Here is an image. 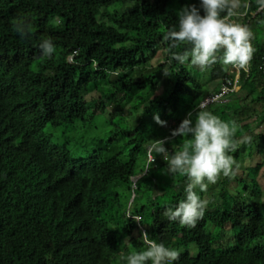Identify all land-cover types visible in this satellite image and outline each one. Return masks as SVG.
<instances>
[{"label":"trees","instance_id":"obj_1","mask_svg":"<svg viewBox=\"0 0 264 264\" xmlns=\"http://www.w3.org/2000/svg\"><path fill=\"white\" fill-rule=\"evenodd\" d=\"M199 4L200 0H0V264H114L120 251L127 255L147 247L144 232L180 252L175 264H264V203H248L239 196L227 205L219 189L220 201L212 205L197 189L208 203L196 227L170 222L163 212L185 199L187 177L166 175L167 164L154 151V162L131 188V178L144 171L152 140L170 138L165 147L172 154L182 150L187 139L157 133L154 114L161 113V120L176 130L196 106L185 99L205 98L217 93L224 79L234 80L230 66L217 63L202 72L190 60L180 64L171 59L190 45L170 50L166 32L174 26L178 30L180 9ZM235 13L229 22L240 13V24L252 33V59L247 71L240 69L237 76L248 99L243 105L233 99L237 102L213 107L215 103L205 110L223 118L232 113L238 132L233 156L239 158L255 138L264 139V133L253 134L248 126L249 121L264 123V11L258 10L257 0H242ZM17 16L32 24L28 39L12 30L10 20ZM49 37L56 52L51 59L41 58L39 44ZM153 59L159 63L152 65ZM193 71L219 84L204 91ZM113 75L119 78L108 83ZM162 81L165 87L155 94ZM102 83L109 91L87 102L85 95ZM129 91L148 102L135 122L127 120L114 98ZM98 100L101 108L111 104V126L120 117L106 144L122 141L123 148L131 146L125 157L116 152L102 158L97 151L72 158L68 147L53 144L44 128L91 121L101 113ZM260 169L261 163L247 167L242 176H221L220 187L234 179L243 193L258 197ZM226 226L231 231L228 245L221 243Z\"/></svg>","mask_w":264,"mask_h":264},{"label":"clouds","instance_id":"obj_2","mask_svg":"<svg viewBox=\"0 0 264 264\" xmlns=\"http://www.w3.org/2000/svg\"><path fill=\"white\" fill-rule=\"evenodd\" d=\"M257 4L258 10L264 11V0H257ZM239 6V0H200L199 8L191 5L180 9L177 12L178 30L175 26L170 28L166 32L165 40L170 50L182 44L190 45V48L183 53H173L171 59L180 64L190 60L191 66L202 72L217 63L225 69L231 66L237 70L247 71L253 55L252 33L246 25L229 22V18L236 14L235 9ZM221 13L226 15L222 16ZM10 23L12 30L22 40L30 37L32 24L29 20L17 16L13 17ZM39 50L41 58L51 59L56 47L49 37L39 44ZM72 57L73 55L68 56V63L72 62ZM236 72L237 77L239 71ZM164 74L169 75L166 71ZM205 98L196 104L187 118L171 133V137L187 138L182 150L170 154L165 147L170 138L152 140L146 150L144 171L131 178V188L134 190L137 181L147 173L150 164L155 160L153 151L166 162L167 168L164 171L166 175L173 179L177 175L186 176L185 199L174 208L168 207L163 216L168 221L187 228L196 227L207 207L208 202L201 199L197 189L200 192H207L209 185L216 184L221 176L233 178L236 175V162L228 154L237 149V142L233 140L236 132L235 122L230 126L228 122L205 110V104L201 103ZM154 119L157 124L166 126V122L160 119L159 114H156ZM132 219L136 223L139 222L138 217ZM142 240L147 245L144 250L127 255L124 251L119 252L120 258L126 260V264H175L179 260L180 252L177 249H170L163 242L157 243L149 238L147 232L142 233ZM127 241L129 240L126 238L124 243Z\"/></svg>","mask_w":264,"mask_h":264},{"label":"rangeland","instance_id":"obj_3","mask_svg":"<svg viewBox=\"0 0 264 264\" xmlns=\"http://www.w3.org/2000/svg\"><path fill=\"white\" fill-rule=\"evenodd\" d=\"M242 0H239V4L241 5ZM130 4H128L129 7ZM127 8V5L125 6V9ZM170 9V7H168ZM243 15L240 13H237L235 16V20L233 22L239 23L242 19ZM259 36L256 35V39H258ZM159 63L158 59H153L151 60L152 65H157ZM154 67V66H153ZM232 71H234V79L236 77V71H239L237 69L231 68ZM193 75L195 76V79H197L201 84H202V89L204 91H212L218 84L219 81H214V82H206L207 80V74L205 76L198 74L197 72L193 71ZM119 76H109L108 78V83L113 80H117ZM206 82V83H205ZM164 81L160 84L159 89L156 90L155 94H158L161 92V90L165 87ZM168 87V86H167ZM108 90L107 84L102 83L98 85V88L94 90L91 93H88L85 95V100L88 102L92 100H97L101 94L106 93ZM124 92L118 93L114 96L115 102H119L123 106V110L126 113L125 116L127 117L128 121L135 122L138 118L140 113L142 112L143 108L148 106V102H141L140 96L135 93L134 91H129L127 95H125ZM210 94L209 96H211ZM255 98V96H253ZM203 98L201 96L196 95V97L193 99L188 98L185 100H190L192 101L193 105L198 104ZM233 99H238L239 103L241 105L245 104V100L248 99L247 93L244 90L240 89V86L236 84L235 90L233 91L232 95H229L226 99L225 102H215V103H223L222 106L225 104H228L229 101L237 102V100ZM219 104L213 105L217 106ZM111 104L106 103L105 108H101V104L98 100V111L101 112L97 114L91 121L88 119H85L84 121H78L75 122L72 125L69 126H62L58 128H52L51 126H46L44 128V133L49 136L50 141L53 144L56 145H61L65 144L68 147V150L70 151L71 157L76 158V159H83L89 154L93 152H100L99 155L102 158L111 156L115 154L116 152H120L124 157L126 156V153L128 149L130 148L131 145L123 146L122 141L118 142H111L108 145L106 142L109 139V136H111V130L114 131V128L118 126L117 121L120 120V117H115V119L112 121V126L109 124L110 123V118H109V111L111 109ZM156 114H159L160 119L162 114L159 112H156L154 114V117ZM232 113L230 112L228 114L227 120L226 118L223 117H218L220 120L224 122H228L231 126L233 121V117L231 115ZM128 115V116H127ZM214 115V113H213ZM89 117V116H88ZM187 118V116H186ZM120 124V123H119ZM248 126L250 129V132L253 134H260L264 133V123L263 122H257V121H249ZM121 125H119V128ZM173 129L169 127V123H166V126H161L159 125L157 128V133L160 135H163L164 137L169 136L172 133ZM235 134H238L236 131ZM126 139H129L127 137ZM189 139L191 137L189 136ZM235 152V151H234ZM234 152L228 153L233 157L235 160V170H236V175L235 176H242L243 172L247 167L250 166H255L256 164L261 163V169L259 170L257 174V185L259 187V195L258 197L252 196V192H245L243 193L241 191V187L239 186V183H237L234 179H229L227 184L224 187H220V180L218 179L217 183L214 185H209L207 192H204V197L205 199L209 200L210 203L213 205H217L220 201V195L217 194L219 189L223 192L224 198L229 204V199L230 198H237V197H242L243 199H246L248 203L252 204H262L264 203V139L260 138H255L253 143L251 145H247L246 149L242 150L240 152L239 158H235L233 156ZM246 156H249L251 158H247ZM139 166L143 165V160H140L138 163ZM210 189H215L211 193L209 190ZM208 202V201H207ZM233 208V205H231ZM134 236L137 235L136 232L133 234ZM221 243L224 245H228L231 242V231L228 226L224 228L223 235L221 237ZM191 252L194 254V249H191ZM114 264H125L123 262V259L120 258L118 255L117 258L115 259Z\"/></svg>","mask_w":264,"mask_h":264},{"label":"built area","instance_id":"obj_4","mask_svg":"<svg viewBox=\"0 0 264 264\" xmlns=\"http://www.w3.org/2000/svg\"><path fill=\"white\" fill-rule=\"evenodd\" d=\"M237 84V77L230 81L224 79L223 84L220 86L219 91L216 94H213L209 97H206L201 103L205 104V107L215 104V102H225V99L233 93L235 86ZM150 158V157H149Z\"/></svg>","mask_w":264,"mask_h":264},{"label":"crops","instance_id":"obj_5","mask_svg":"<svg viewBox=\"0 0 264 264\" xmlns=\"http://www.w3.org/2000/svg\"><path fill=\"white\" fill-rule=\"evenodd\" d=\"M212 94V93H211Z\"/></svg>","mask_w":264,"mask_h":264}]
</instances>
